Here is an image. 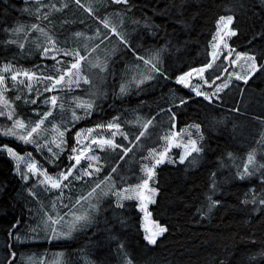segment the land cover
Wrapping results in <instances>:
<instances>
[{"label":"snow or ice","instance_id":"6c2138e0","mask_svg":"<svg viewBox=\"0 0 264 264\" xmlns=\"http://www.w3.org/2000/svg\"><path fill=\"white\" fill-rule=\"evenodd\" d=\"M24 4L22 11L35 22H17L0 29L7 35L3 43L15 45L25 57L35 55L51 63H33L31 68H25L13 58L0 64V118L9 122L0 127V136L31 146L44 161L41 163L32 152L22 154L8 143H0V152L14 162V174L37 205L35 212L28 210L34 218V227L22 234L20 229L24 225L18 219L11 226L15 231L7 233L18 243L40 236L49 241L69 238L92 228L108 207L125 209L129 202L145 219L151 217L149 205L157 203L160 191L156 179L160 166L186 161L196 166L206 151L199 123L175 130L177 112L174 109L185 106L193 94L209 104L223 103L227 92L239 87L235 82L247 85L257 74L264 77V50L258 60L257 54L237 52L227 42L239 32L233 27L234 8L230 9L233 14L218 17L205 62L169 68L164 59L165 47L149 48L141 54L131 41L126 28L134 7L130 0H57V3L24 0ZM237 6L244 8L242 0ZM260 6L264 9V0H260ZM77 12L83 15L77 16ZM53 13H71L72 22L86 25L87 31H73L70 38L61 39L51 19ZM87 20L92 24L87 25ZM62 23L67 24L68 20ZM144 27L155 26L146 22ZM128 56L132 57L130 62L125 59ZM109 79L115 82L112 92L122 98L139 95L161 80L172 82L177 91L187 89L188 95L181 97L173 93L174 101L165 98L168 106L161 107L155 115L134 114L132 120L126 121L116 113L104 119ZM17 102L35 106L32 108L35 118L22 116ZM230 110L240 112L238 107ZM93 117L98 119L91 127H77L81 121ZM253 119L259 123L255 143L264 153V116ZM128 124L136 126L134 133L125 130ZM160 129L164 131L149 145L148 141ZM173 148L181 151L173 156ZM134 149H137L135 153ZM130 153L133 155L129 156ZM226 157L235 159L230 152ZM261 159L264 160V155ZM121 162L134 167L125 169ZM45 165L51 166L52 171ZM212 176L205 203L197 209L201 217L211 215L221 206V200L214 199L220 185L214 179L215 173ZM252 177L259 180L260 188L250 189L240 203L246 208L250 206L251 212L264 215V163L257 161L255 147L247 152L234 172V178L239 181ZM80 185L87 190L76 194ZM152 224L151 229L145 227L143 239L147 245L157 246L169 227L159 220H153ZM117 248L123 264H136L135 257L123 243L118 242ZM18 259L21 258L14 244H6L0 264H17ZM27 261L28 264H46L43 257L39 261L28 257ZM249 264H264V248L251 256Z\"/></svg>","mask_w":264,"mask_h":264},{"label":"trees","instance_id":"16d2710c","mask_svg":"<svg viewBox=\"0 0 264 264\" xmlns=\"http://www.w3.org/2000/svg\"><path fill=\"white\" fill-rule=\"evenodd\" d=\"M50 2L57 3V0ZM239 2L130 0L134 7L126 28L141 54L146 49L163 46L166 49L164 59L169 68L194 66L209 58L218 17L233 14L230 9L234 8L236 20L233 27L238 28L239 32L230 39V45L237 52L257 54L259 60L264 50V9L260 6V0H242L243 9L237 6ZM24 7V0H0V29L17 22H35L33 17L22 11ZM76 15L83 14L77 12ZM51 19L61 39L66 36L70 38L73 31H87L86 25L72 22L71 13H53ZM65 19L68 20L67 24L62 23ZM131 21L139 23L132 24ZM146 22L155 27L145 29ZM86 24L91 25L92 21L87 20ZM6 38L7 35L0 31V64L13 58L25 68H31L33 63H51L41 61L35 55L25 57L15 45H5L3 41ZM125 59L130 62L132 57ZM224 63L227 64L226 61ZM116 68L119 71V62ZM235 83L239 87L228 91L223 103L209 104L193 94L185 106L174 109L177 112L178 131L185 125H201L206 151L196 166H190L186 161L184 164L161 165L158 169L156 179L160 191L156 197L157 203L150 206V212L153 220L168 225L169 232L160 238L157 246L147 245L144 241L142 213L132 202L125 209L114 210L106 205L107 212L92 228L76 232L69 238L49 241L40 236L35 240L26 239L23 243L13 241L7 236L10 230L15 231L12 224L21 220L24 225L20 229L22 234L29 227H34V218L28 210L35 212L37 205L28 196L25 185L14 174V162L0 152V259L5 255L6 244L13 243L14 250L21 258L17 264L35 255L40 258L44 256L47 260L60 257L61 264H123L117 248L119 242L135 257L136 264H217L218 261H223V264H249L251 256L264 248V215L251 212L250 206L246 208L240 202L250 189H259L260 183L256 177L239 181L234 178V172L246 158L247 152L254 147L257 148V161L264 163L261 159L264 153L255 143L259 123L253 119L254 116H264V77L257 74L247 85L243 82ZM113 87L115 82L109 79V98L104 105V119H110L116 113L126 121L132 120L134 114L155 115L161 107L168 106L165 98L174 101L173 93L181 97L188 95L187 89L177 91V86L172 82L163 80L139 95L123 98L112 92ZM17 104L22 116L26 119L29 116L35 118L32 113L35 106H25L20 102ZM234 107H238L240 112H232L230 109ZM97 119L93 117L91 120H83L77 127H91ZM164 123L167 124L166 117ZM125 130L134 133L136 126L128 124ZM162 131L164 129L158 130L148 144H154L156 135ZM0 143H8L22 154L24 151L32 152L37 160L44 163L31 146L3 136H0ZM136 151L134 149L133 153ZM229 152L235 159H227L226 154ZM121 163L125 169L134 167L132 164ZM45 166L52 171L51 166ZM213 173L215 181L220 185L214 199L221 200V206L214 209L211 215L201 217L197 209L205 203L213 182ZM86 190V187L80 185L75 191L80 194Z\"/></svg>","mask_w":264,"mask_h":264},{"label":"rangeland","instance_id":"374dc122","mask_svg":"<svg viewBox=\"0 0 264 264\" xmlns=\"http://www.w3.org/2000/svg\"><path fill=\"white\" fill-rule=\"evenodd\" d=\"M232 38V37H231ZM231 38H229L228 40H227V42L230 44V39ZM225 51V53L227 52V50L225 49L224 50ZM227 62V61H226ZM228 63V62H227ZM232 69L231 68H229V71H231ZM6 123H9V122H6L5 120H4V118H0V127H3ZM176 131H178L177 129H175ZM118 138V137H117ZM181 150L180 149H177V148H173V150H172V155L173 156H176V154L178 153V152H180ZM150 206L151 205H149V211H150ZM152 221H153V218H152V216L151 217H149V218H147V219H145V217H144V214L142 213V227H143V229H145V227H147V228H152L153 227V224H152ZM28 256V255H27ZM0 258H1V253H0ZM28 258V257H27ZM33 258V260H35V261H39L41 258H40V256H38V255H35V257H32ZM43 258H44V260L46 261V264H61V262H62V258L60 259V257H57V258H51V259H49V260H47V258H45L44 256H43ZM21 264H28V261H27V259H26V261H24L23 263H21Z\"/></svg>","mask_w":264,"mask_h":264},{"label":"bare ground","instance_id":"6f19581e","mask_svg":"<svg viewBox=\"0 0 264 264\" xmlns=\"http://www.w3.org/2000/svg\"><path fill=\"white\" fill-rule=\"evenodd\" d=\"M17 248V247H16Z\"/></svg>","mask_w":264,"mask_h":264}]
</instances>
